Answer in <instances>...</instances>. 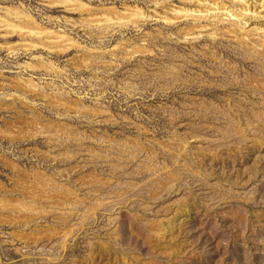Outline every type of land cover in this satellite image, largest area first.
<instances>
[{"label": "rangeland", "instance_id": "rangeland-1", "mask_svg": "<svg viewBox=\"0 0 264 264\" xmlns=\"http://www.w3.org/2000/svg\"><path fill=\"white\" fill-rule=\"evenodd\" d=\"M0 264H264V0H0Z\"/></svg>", "mask_w": 264, "mask_h": 264}]
</instances>
